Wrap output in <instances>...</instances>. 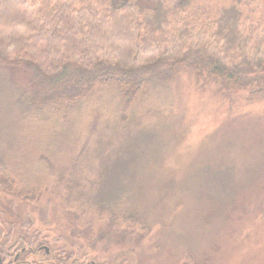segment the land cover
Listing matches in <instances>:
<instances>
[{"label": "rangeland", "instance_id": "obj_1", "mask_svg": "<svg viewBox=\"0 0 264 264\" xmlns=\"http://www.w3.org/2000/svg\"><path fill=\"white\" fill-rule=\"evenodd\" d=\"M236 1L200 3L214 13ZM247 2L245 16L264 23V0ZM29 82L23 72H0V95ZM171 84L165 113L147 126L111 121L119 112L95 106L70 112V122L56 114L25 124L0 101V170L22 185L14 192L0 185V207L34 224L57 249L100 260L264 264V96L197 87L189 73ZM113 148L128 160L126 177L95 206L84 174H104L102 160ZM56 155L63 160L53 173L42 159ZM24 185L36 188L33 199L19 194Z\"/></svg>", "mask_w": 264, "mask_h": 264}, {"label": "trees", "instance_id": "obj_2", "mask_svg": "<svg viewBox=\"0 0 264 264\" xmlns=\"http://www.w3.org/2000/svg\"><path fill=\"white\" fill-rule=\"evenodd\" d=\"M200 2L0 0V72H23L30 79L25 89L2 93L0 101L25 124L57 115L70 122V112L95 106L119 112L111 121L147 126L145 120L161 119L171 82L186 73L197 87L215 84L224 94L262 98L264 23L245 16L247 0L214 13ZM110 151L102 160L104 174H84L93 188L86 199L95 206H102L104 189L126 177L122 149ZM62 160L45 156L42 163L54 173ZM58 178L63 181L64 173ZM0 185L11 192L22 186L2 170ZM25 188L21 197L33 199L36 188Z\"/></svg>", "mask_w": 264, "mask_h": 264}, {"label": "flooded vegetation", "instance_id": "obj_3", "mask_svg": "<svg viewBox=\"0 0 264 264\" xmlns=\"http://www.w3.org/2000/svg\"><path fill=\"white\" fill-rule=\"evenodd\" d=\"M10 213L4 206L0 207V264H121L123 261L120 256L100 260L74 249H57L56 243L49 241L34 224L21 223L22 216L14 217L11 209Z\"/></svg>", "mask_w": 264, "mask_h": 264}]
</instances>
